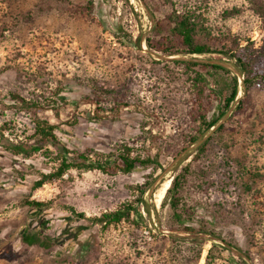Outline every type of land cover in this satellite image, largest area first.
<instances>
[{
	"label": "rangeland",
	"instance_id": "obj_1",
	"mask_svg": "<svg viewBox=\"0 0 264 264\" xmlns=\"http://www.w3.org/2000/svg\"><path fill=\"white\" fill-rule=\"evenodd\" d=\"M182 13L203 24L197 37L213 52L163 56L146 45L145 35L171 40V18ZM263 43V22L245 0H0L4 137L23 140L34 117L46 118L58 124L56 134L69 149L105 159L128 146L133 156L159 163L116 174L71 169L31 191L38 172L53 163L0 146V264H198L200 258L202 264H264V79L252 77L244 92V75L223 52L255 53ZM173 57L224 69L185 66ZM257 69L264 73L263 65ZM233 74L240 104L204 132L200 117L209 120L223 109L217 91L230 92ZM14 96L42 106L56 107V100L57 116L25 108ZM218 124L222 128L215 129ZM193 138L207 140L202 152ZM175 176L180 186L167 195L194 206L195 217L215 234L203 238L199 257L190 241L169 238L175 225L166 192L155 200V189L166 180L170 186ZM141 198L156 212L147 213ZM25 199L49 205L35 210ZM123 203L137 206L141 218L132 211L105 228L88 219ZM28 227L54 243H24Z\"/></svg>",
	"mask_w": 264,
	"mask_h": 264
},
{
	"label": "trees",
	"instance_id": "obj_2",
	"mask_svg": "<svg viewBox=\"0 0 264 264\" xmlns=\"http://www.w3.org/2000/svg\"><path fill=\"white\" fill-rule=\"evenodd\" d=\"M248 3L251 11L256 14L264 25V0H245ZM89 3H93V0H88ZM172 26L170 28L171 40L168 41H155L151 40L149 36L145 35V43L149 47L159 51L160 55L169 56L175 54H192V53H210L213 52L207 41L198 39V27L203 26V24L193 20L192 16L187 13L175 14L171 21ZM155 25H159L156 22ZM205 34H209L207 30H204ZM141 43V34H138L135 39V45L140 48ZM231 51V50H230ZM226 54H229L230 57L234 58L235 66L239 74H243L242 80V90L245 92L247 90V85L252 77H262L264 79V73L261 70H258L257 67L263 65L264 68V43L262 47L254 53L252 52H243L240 54H235L234 52L223 51ZM172 61L179 62L185 66H210L217 69H224L222 66L217 64H211L207 62L194 61L192 59L186 58H177L173 57ZM258 65V66H256ZM198 76L197 78L201 82L206 83L205 77L200 72H195ZM230 92L226 94L224 90H218L217 94L221 99H223V109L219 111L216 117L210 118L209 120L205 119V116L201 115L200 123L203 126V131H209L214 125L217 124L220 118L224 117L230 106L235 102L236 107L239 106L240 101H237L238 93V82L237 76L233 74L231 76L230 83ZM14 98H19L21 100L22 106L25 108L32 109H50L54 111V115L57 116V107L59 102L53 100L55 103L54 107L52 104H47L49 106H42L37 102L24 100L19 96H14ZM64 100H62L63 102ZM90 101V100H88ZM77 105V104H75ZM33 131L28 136H25L23 140L11 141L8 140L0 132V146L8 151L14 156H23L29 157L33 153H38L46 159H49L53 164L47 171H39L38 177L35 178L31 184V191L40 188L43 184L53 182L56 180H61L63 176L68 173L69 170L75 169L77 171L89 170V169H99L102 172L107 174H116L121 173H130L136 169V167H147V166H159V163L155 158L150 156L140 157L138 155L131 154V148L128 146H123L121 150L112 154L111 157H106L105 159L92 158L89 153L85 151H78L69 149L63 142L60 140L56 134V128L58 124L51 122L46 118L34 117L32 119ZM222 128V124H218L215 129ZM195 144V151L202 152L206 146L207 140H199L193 138L191 143ZM180 178V177H179ZM174 186H180V182L175 176L172 179L171 185L168 187L164 198L167 200L168 208L171 211V219L174 223V228L170 230L168 235L172 240H188L196 246L195 255L199 257L201 252V247L203 244V238L206 237V234L215 235L210 229L206 228L204 223L201 220L199 221L195 217V207L194 206H184L180 197L176 194L167 195L171 192ZM145 192L144 188H140L138 193L142 197V194ZM142 200V198H141ZM143 201V207L147 213L152 209L156 212L154 205L149 204ZM24 204L33 208L35 210H41L47 208L49 205L48 201H41L36 199H25ZM162 207L164 202H162ZM74 215L78 217H85L83 212H75L74 208L70 207ZM135 213V217L141 218L139 208L133 206L131 203H123L118 206L116 209L102 213L100 216L88 217L93 222H100L102 227H108L110 225H115L122 220L129 219L131 212ZM209 222V221H207ZM158 232H162L157 226ZM216 238H219L223 241L221 236L217 235ZM21 240L29 245L37 244L42 247H49L54 243V239L45 236L42 232L34 227H28L23 231L21 235ZM214 244H212V247ZM209 249L206 258L210 253ZM234 255L241 258V254L232 252Z\"/></svg>",
	"mask_w": 264,
	"mask_h": 264
},
{
	"label": "bare ground",
	"instance_id": "obj_3",
	"mask_svg": "<svg viewBox=\"0 0 264 264\" xmlns=\"http://www.w3.org/2000/svg\"><path fill=\"white\" fill-rule=\"evenodd\" d=\"M169 183H170V181L169 180H166L165 182L162 183V185L159 188L155 189L156 191L154 193V196H155V200L157 202H159L162 199V197L164 195V192H166V189L169 186ZM198 264H202V258H200Z\"/></svg>",
	"mask_w": 264,
	"mask_h": 264
},
{
	"label": "water",
	"instance_id": "obj_4",
	"mask_svg": "<svg viewBox=\"0 0 264 264\" xmlns=\"http://www.w3.org/2000/svg\"><path fill=\"white\" fill-rule=\"evenodd\" d=\"M213 238H215V237H213ZM216 239V238H215Z\"/></svg>",
	"mask_w": 264,
	"mask_h": 264
}]
</instances>
